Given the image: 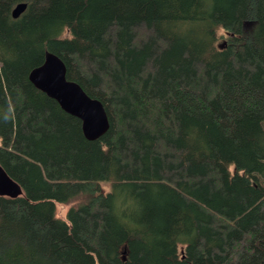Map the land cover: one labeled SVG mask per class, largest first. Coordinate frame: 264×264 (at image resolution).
<instances>
[{
  "label": "trees",
  "instance_id": "obj_1",
  "mask_svg": "<svg viewBox=\"0 0 264 264\" xmlns=\"http://www.w3.org/2000/svg\"><path fill=\"white\" fill-rule=\"evenodd\" d=\"M47 52L101 137L31 82ZM9 105L0 264H264V0H0Z\"/></svg>",
  "mask_w": 264,
  "mask_h": 264
},
{
  "label": "water",
  "instance_id": "obj_2",
  "mask_svg": "<svg viewBox=\"0 0 264 264\" xmlns=\"http://www.w3.org/2000/svg\"><path fill=\"white\" fill-rule=\"evenodd\" d=\"M27 7V3H19L12 11L13 17H20ZM29 78L39 89L55 99L67 113L81 119L83 131L89 139L101 137L110 128L103 103L87 94L79 83L67 78L66 65L59 56L47 52L45 62L33 69ZM22 194V187L0 164V195L15 198Z\"/></svg>",
  "mask_w": 264,
  "mask_h": 264
},
{
  "label": "rangeland",
  "instance_id": "obj_3",
  "mask_svg": "<svg viewBox=\"0 0 264 264\" xmlns=\"http://www.w3.org/2000/svg\"><path fill=\"white\" fill-rule=\"evenodd\" d=\"M264 183V179H262ZM77 199L68 203H58L56 215L59 219L68 221V212L75 206H77Z\"/></svg>",
  "mask_w": 264,
  "mask_h": 264
},
{
  "label": "clouds",
  "instance_id": "obj_4",
  "mask_svg": "<svg viewBox=\"0 0 264 264\" xmlns=\"http://www.w3.org/2000/svg\"><path fill=\"white\" fill-rule=\"evenodd\" d=\"M14 119V110L11 105L0 111V122L9 123Z\"/></svg>",
  "mask_w": 264,
  "mask_h": 264
}]
</instances>
